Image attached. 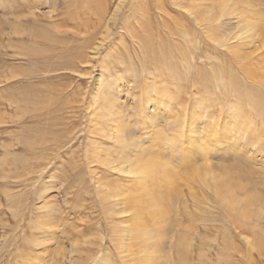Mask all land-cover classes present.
I'll return each instance as SVG.
<instances>
[{
	"label": "rangeland",
	"instance_id": "374dc122",
	"mask_svg": "<svg viewBox=\"0 0 264 264\" xmlns=\"http://www.w3.org/2000/svg\"><path fill=\"white\" fill-rule=\"evenodd\" d=\"M253 1L0 0V264H264ZM142 146L182 176L136 171ZM205 161L203 179L234 165L248 192L219 199L192 179Z\"/></svg>",
	"mask_w": 264,
	"mask_h": 264
},
{
	"label": "bare ground",
	"instance_id": "6f19581e",
	"mask_svg": "<svg viewBox=\"0 0 264 264\" xmlns=\"http://www.w3.org/2000/svg\"><path fill=\"white\" fill-rule=\"evenodd\" d=\"M253 1V0H252ZM250 2V1H249ZM223 3V2H222ZM238 3V2H237ZM253 3H254V1H253ZM190 5L191 6H193L194 4H193V2H191L190 1ZM241 5V4H240ZM245 5H247V3H246V1H244V4H243V6H244V8H245ZM249 5V4H248ZM254 5V4H253ZM228 6V5H227ZM220 7V6H219ZM223 7V6H222ZM229 9V8H228ZM231 9V8H230ZM230 9H229V11H230ZM219 11V10H218ZM221 11H223V10H221ZM232 11V10H231ZM231 11H230V13H231ZM241 11H242V9H241ZM241 11H238V12H240L241 13ZM226 12V11H225ZM253 12V11H252ZM227 13H229V12H227ZM239 13V14H240ZM232 14H233V12H232ZM215 17V16H214ZM264 23V22H263ZM104 26V25H103ZM246 26H247V23H246ZM245 29V28H244ZM191 51V50H190ZM103 100H104V102L105 103H111V101H110V97L108 98V97H105V98H103ZM109 103V104H110ZM156 105V104H155ZM168 105V104H167ZM109 106V105H108ZM262 107V106H261ZM168 108V107H167ZM257 109H259L260 110V107H259V105L257 106ZM176 110V109H175ZM261 110H263L264 111V108L262 107V109ZM180 113V112H179ZM192 126V125H191ZM128 128V127H127ZM121 129V128H120ZM122 133H118V135L117 136H119V138H118V140L119 141H122V142H124L125 140H124V138H126V139H129V140H132L133 138H132V135L131 136H127V135H129V133L131 134V132H130V130L129 129H126V128H122ZM128 131V132H127ZM121 132V131H120ZM159 135V134H158ZM139 136V135H138ZM195 137H196V135H195ZM141 140V139H140ZM143 140V139H142ZM128 141V140H127ZM191 141V140H190ZM126 143V142H125ZM141 143V142H140ZM183 148V147H182ZM191 149V148H190ZM190 149L189 150H180L181 152H180V154H179V156H180V159H182V160H190V155H191V157L193 156V153L194 152H192V151H190ZM141 153L135 158V167H134V169L136 170V171H139V172H142L143 174H154L155 173V171L157 170V171H159V172H161V175H162V177H163V179H164V181L165 182H168L169 184L168 185H170V184H174V179H176V177L178 176V177H180V174L179 173H181V171L179 170V169H176L175 168V166L173 165V164H171V162H170V160H168V159H166V158H162V160H159V161H156V158H157V154H155V153H153V151H151L150 150V148H149V146H147V147H141ZM193 150V149H192ZM196 150V149H195ZM197 152V151H196ZM165 154V153H164ZM165 156H166V154H165ZM167 157V156H166ZM192 162V161H191ZM190 162V163H191ZM186 163H189V162H186ZM225 164V163H224ZM224 164H222V166L221 167H223L224 168V174H217L216 172H214V174H212L211 175V179H210V181H207V180H205V179H203L202 177L203 176H207V175H209L210 174V172H211V170H209V167H208V164L206 163V161H205V163H195L194 162V164H192V166H191V173H192V179L194 180V173H196V175L197 176H199V178L200 179H203L204 180V184H205V182H206V184L208 185V187H209V184H211V187L213 188V190H214V192H216V195H217V197L220 199L221 198V196L223 197V195H220V191L223 189V191L225 190V191H227V192H230V191H232L231 189H234V190H247V187L246 186H248V184H249V181H244L243 183L242 182H240V180H239V177H240V171H238V169H235L236 168V166H234V165H224ZM231 164V163H230ZM189 165H191V164H189ZM188 165V166H189ZM197 165H199L200 166V168H198L197 167ZM187 166V165H186ZM222 168V169H223ZM133 169V170H134ZM132 171V170H131ZM160 174V173H159ZM181 176H182V173H181ZM241 176H243V175H241ZM204 178H206L207 179V177H204ZM192 180V181H193ZM144 181V180H143ZM191 182V181H190ZM246 192H248V191H246ZM143 193H146V194H150V191H149V189H144V191H143ZM224 193V192H223ZM131 194H133V193H131ZM226 194V193H225ZM224 194V195H225ZM128 195V196H127ZM127 197H126V203H127V206L128 205H130L131 206V204L132 205H135V206H138L137 208L139 209V212H140V210L142 209V207H144V206H141L140 204H138L137 202H139V203H142V202H144V200L146 201L145 203L147 204V205H149V204H151V202H152V197L151 196H146L145 195V197H141L140 196V198H139V195L138 194H136L135 195V193L133 194V195H130V193H127ZM151 195V194H150ZM228 195V194H227ZM236 197H238V196H236ZM243 198V197H242ZM254 198H256V197H254V196H252V195H249L248 196V198H247V200H246V202L247 203H250V202H254L253 200H255ZM224 199L226 200L227 198H226V196H224ZM154 200V199H153ZM243 202V201H242ZM231 204H233V202H232V200H231V202H230ZM235 203V202H234ZM240 204V203H239ZM150 207V206H149ZM149 207H147V208H149ZM240 207V206H239ZM146 208V207H145ZM231 208V207H230ZM158 209V213L159 212H162L161 211V209H162V207H159V208H157ZM150 211V210H149ZM152 213H153V215L156 213V211L154 210V212L152 211ZM152 215V216H153ZM259 215H261V217H262V221L264 222V211H262L261 213H259ZM260 221V220H259ZM258 221V222H259ZM256 222V221H255ZM258 222H257V224H255L254 225V227L256 226V225H258ZM262 222V223H263ZM261 223V225H260V222H259V227H258V233H256L254 230H253V233L255 232L256 234V237H257V239L254 241V245H256V246H258L260 249H259V251L260 252H264V239L262 238L261 239V236L264 234V223L262 224ZM246 225H247V223H246ZM252 226V225H251ZM239 227V226H238ZM253 227V226H252ZM247 228V227H246ZM250 227H248V229H249ZM257 228V227H256ZM244 229V228H243ZM245 230V229H244ZM244 230H243V232H244ZM247 230V229H246ZM249 231V230H248ZM252 233V234H253ZM257 234H258V236H257ZM252 236H254V235H252ZM254 239H255V237H254ZM141 244V243H140ZM147 246V245H146ZM149 247V246H148ZM180 251V250H179ZM149 258V257H148ZM156 261V260H155ZM154 261V262H155ZM148 264V263H147Z\"/></svg>",
	"mask_w": 264,
	"mask_h": 264
}]
</instances>
